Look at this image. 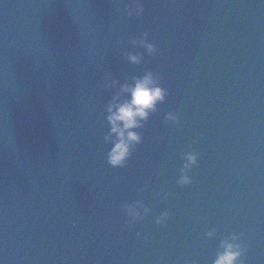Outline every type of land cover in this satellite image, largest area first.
<instances>
[{"label": "clouds", "instance_id": "clouds-1", "mask_svg": "<svg viewBox=\"0 0 264 264\" xmlns=\"http://www.w3.org/2000/svg\"><path fill=\"white\" fill-rule=\"evenodd\" d=\"M126 12L129 16L133 14L139 16L143 13V6L136 4L127 9ZM132 42L139 44L150 55L157 53L156 45L147 40V33L142 34L139 39H134ZM127 59L131 63L140 62L137 55L129 54ZM114 85L115 81H105L103 84L105 88H111ZM120 92L127 93L128 98L121 101L119 94L114 95L106 107L107 114L105 116L108 132L104 140L111 145L106 154V161L113 168H123L127 165L134 147L142 143V133L137 131V129L144 127L150 115L157 110V105L162 104L168 94L167 89L159 86V78L150 71H146L142 76L133 78L131 85L127 83L121 84ZM164 120L167 124L176 125L179 123L178 114L175 112L166 113ZM193 142L195 143L196 141L194 140ZM198 155L195 151L183 153V164L178 170L179 175L176 180L178 185L185 186L193 182L189 171L196 165ZM163 196L167 198L168 193L165 192ZM121 209L129 218L128 224L142 220L144 214L149 211L140 201L122 204ZM168 217V212H162L155 218L154 222L157 225L164 226ZM215 235V229L205 233V236L209 239L214 238ZM136 237L138 239L141 238V234L137 232ZM239 241L240 236L236 233H231L228 237L222 239L212 264H243L241 257L245 249Z\"/></svg>", "mask_w": 264, "mask_h": 264}]
</instances>
